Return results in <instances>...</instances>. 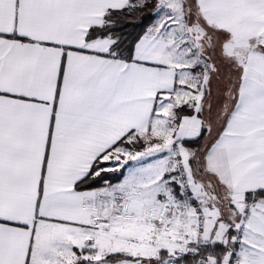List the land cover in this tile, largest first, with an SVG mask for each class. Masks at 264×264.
Wrapping results in <instances>:
<instances>
[{"label": "snow or ice", "instance_id": "obj_1", "mask_svg": "<svg viewBox=\"0 0 264 264\" xmlns=\"http://www.w3.org/2000/svg\"><path fill=\"white\" fill-rule=\"evenodd\" d=\"M0 264H264V0H0Z\"/></svg>", "mask_w": 264, "mask_h": 264}]
</instances>
